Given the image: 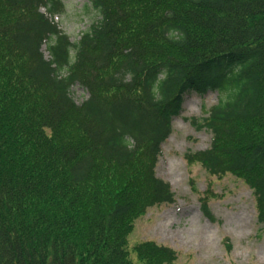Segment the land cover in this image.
<instances>
[{"label": "trees", "instance_id": "16d2710c", "mask_svg": "<svg viewBox=\"0 0 264 264\" xmlns=\"http://www.w3.org/2000/svg\"><path fill=\"white\" fill-rule=\"evenodd\" d=\"M90 1L98 19L72 42L61 0H0V264H132L134 219L173 202L154 167L192 91L218 95L192 159L241 177L264 223V0Z\"/></svg>", "mask_w": 264, "mask_h": 264}, {"label": "rangeland", "instance_id": "374dc122", "mask_svg": "<svg viewBox=\"0 0 264 264\" xmlns=\"http://www.w3.org/2000/svg\"><path fill=\"white\" fill-rule=\"evenodd\" d=\"M61 2L64 11L53 20L70 41H77L98 14L90 0ZM42 50L47 57L45 46ZM71 93L76 103L87 97L79 86ZM217 99L212 91L187 92L180 113L172 118L154 173L170 184L174 199L148 207L134 219L127 238L132 264H144L133 251L142 241L173 249L176 258L171 264H264V223L257 219L252 190L241 177L211 174L191 157L210 145L211 134L201 124ZM203 201L211 220L202 212Z\"/></svg>", "mask_w": 264, "mask_h": 264}]
</instances>
